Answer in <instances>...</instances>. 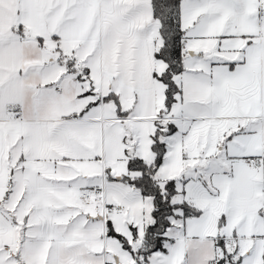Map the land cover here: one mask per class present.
I'll return each mask as SVG.
<instances>
[{
	"label": "snow or ice",
	"instance_id": "6c2138e0",
	"mask_svg": "<svg viewBox=\"0 0 264 264\" xmlns=\"http://www.w3.org/2000/svg\"><path fill=\"white\" fill-rule=\"evenodd\" d=\"M0 264H264V0H0Z\"/></svg>",
	"mask_w": 264,
	"mask_h": 264
}]
</instances>
